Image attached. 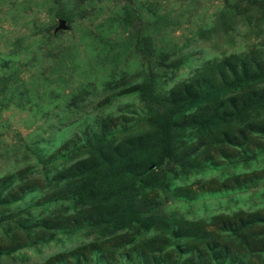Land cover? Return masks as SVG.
<instances>
[{
    "label": "rangeland",
    "instance_id": "obj_1",
    "mask_svg": "<svg viewBox=\"0 0 264 264\" xmlns=\"http://www.w3.org/2000/svg\"><path fill=\"white\" fill-rule=\"evenodd\" d=\"M136 138L149 174L93 171L102 197L74 203L75 164ZM133 196L162 224L115 231ZM49 216L53 236L32 229ZM256 216L264 0H0V264H204L181 228Z\"/></svg>",
    "mask_w": 264,
    "mask_h": 264
},
{
    "label": "trees",
    "instance_id": "obj_2",
    "mask_svg": "<svg viewBox=\"0 0 264 264\" xmlns=\"http://www.w3.org/2000/svg\"><path fill=\"white\" fill-rule=\"evenodd\" d=\"M154 148L155 143L149 148L146 146L144 138L131 139L128 141L127 146L122 145L116 147L115 150L113 149L118 158V160L113 162L107 155L111 150V146L108 143L104 146L99 145L98 155L75 164L77 174L71 179V182L75 186H70V191H75L76 198L72 199V201L74 200V203H80L88 197L89 192H92L91 194L96 196L90 200L91 203L92 200L96 201V199L99 200L102 197L103 192L101 191V187L105 182L103 181L102 183V179L100 182L98 181L94 190L87 189V180L91 179L89 175L93 171H96L95 174H98L99 178L104 168H108L109 170L112 168L116 169L118 174L112 175L109 177V180L115 181L113 186H118L120 190L128 187L126 182L131 184L135 180L142 181V178L149 174L144 169H149L154 165L151 162L150 155ZM123 152H126V154L122 155ZM146 164L148 167H146ZM121 184H124L122 185V189L119 187ZM114 190L112 188L111 191L113 192L108 194L106 204L110 205L114 202L123 204L125 201L123 194L120 191L114 192ZM129 204L127 212L123 211L122 213V217L125 216L128 222H124L122 219L119 226H113L115 231L124 230L127 232L136 229L137 227L134 226L138 225L141 227V230H145V233H147L153 226H156L158 220L160 225L162 224V221L157 215L150 217L148 215L149 212H145V209H142V211L136 210L134 196ZM249 219L247 222H239L237 225L228 224L221 231L217 230V233L198 226L186 229L181 228L179 230L180 236H176L181 240H195V242L201 244L203 251H199L197 257L202 258L203 255L209 256L207 259L208 262L206 261L204 264H264V217L256 216L250 217ZM51 220L52 218L50 216L45 217V219H39L36 221V227L32 226V229L42 230L44 233L47 232L46 234L49 237L53 236V232L60 227V224L56 226L57 223H53L52 225Z\"/></svg>",
    "mask_w": 264,
    "mask_h": 264
}]
</instances>
